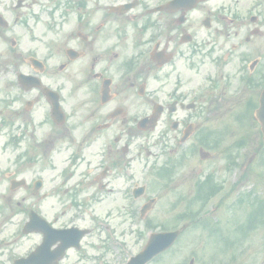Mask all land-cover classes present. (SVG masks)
Segmentation results:
<instances>
[{"label":"flooded vegetation","instance_id":"af4514ba","mask_svg":"<svg viewBox=\"0 0 264 264\" xmlns=\"http://www.w3.org/2000/svg\"><path fill=\"white\" fill-rule=\"evenodd\" d=\"M259 28L264 0H0V180L5 177L4 192L36 196L17 213L27 218L35 210L49 225L24 234L26 219L0 220V264H123L118 244L126 251L139 246L140 238L85 237L79 251L69 248L60 256L61 237L53 229L71 226L77 209L93 204H76L75 196L66 204H44V184L34 193L33 182L44 173L46 154L65 155L63 163L73 170L66 182L81 167L86 172L79 178L103 177L107 187L124 179L122 147L140 118L128 113L142 110L145 117L159 101L165 121L175 115L182 129L198 131L200 115L217 114L220 102L232 105L235 95L243 99L261 84ZM200 34L207 37L205 45L217 47H200ZM95 39L99 47L85 45ZM97 64L101 72L94 73ZM108 66L117 81L105 74ZM46 85L57 91L63 108L69 105L61 125L51 119ZM102 88L108 89L106 102L100 100ZM14 179L24 180V187L11 188ZM75 186L69 183L65 191ZM109 191L116 189L96 194ZM62 206L73 212L65 224ZM55 207L57 213L48 214ZM36 248L38 259L31 255Z\"/></svg>","mask_w":264,"mask_h":264},{"label":"rangeland","instance_id":"374dc122","mask_svg":"<svg viewBox=\"0 0 264 264\" xmlns=\"http://www.w3.org/2000/svg\"><path fill=\"white\" fill-rule=\"evenodd\" d=\"M209 150L211 151H215L216 154L213 155V160L211 161H208V162H204V163H201V166L203 167H206V168H210V167H213L215 165H220L221 161L223 160V154H222V147H217V148H208ZM244 152H247L246 153V157L251 155V152H252V149L251 148H247L245 149ZM245 157V158H246ZM245 158H241L242 161L245 160ZM220 159V160H219ZM202 174H200L201 176ZM237 177H238V174H237ZM241 178V177H240ZM239 178V179H240ZM191 177H187V182L186 181H183V184L185 185H182L180 186V188L184 187L185 186V190L183 191L182 193V196H184L185 198H189L192 196L193 194V186H192V183L190 181ZM252 183V181L250 180H247V181H242L240 182L239 186H238V190H237V193H236V197H238L242 192L246 191L249 187V184ZM235 197V195H234ZM165 199V201L159 205V208H157L156 212H155V217L159 220V221H163L165 222L166 221V218L169 216L170 217V220L171 222H173V224H182L184 223L183 221H175V218L177 216V214L181 213L184 208H185V204H184V201H178L176 202L172 207H171V203L172 202H175L176 201V198L174 196H164L163 197ZM215 199L211 200L208 202V204H214ZM226 203L228 204V201H226ZM171 207V208H170ZM197 209V208H196ZM222 210V209H221ZM237 210H233V215L234 213L236 212ZM200 213H201V216L202 218H200ZM225 212L224 211H220V210H214V211H211L210 209L208 210H204L202 209L200 211V209L195 213L194 215V218H196V220H198V222H202V223H205L204 220H209V221H214V220H218L219 221V216L223 215ZM228 215H229V219L232 215V211L230 210V212H228ZM224 217V216H223ZM222 217V228L223 226H226V223L224 224V219ZM187 221V220H186ZM163 222L159 223L160 225H164L162 224ZM197 227H200V224H195L193 226H188V228L186 229L187 234H186V241H187V252L189 254V256H192V255H196L197 257L200 256V247H202L203 251L202 252H215L217 251V248H216V245L214 243L210 244L209 241H206V240H200L201 238V231L198 230ZM185 231V232H186ZM185 235V234H184ZM184 237V236H183ZM183 240V239H182ZM210 244V245H209ZM244 244H240L239 245V249L240 251L243 250L241 248H243ZM222 246L219 247V250H222ZM179 249V247H178ZM206 254V253H205ZM238 261H241V259H238ZM242 261L244 262V259H242ZM251 262L253 264H264V260H251Z\"/></svg>","mask_w":264,"mask_h":264}]
</instances>
